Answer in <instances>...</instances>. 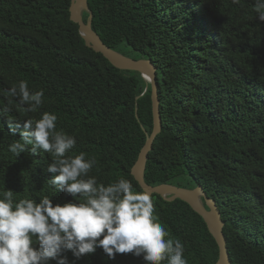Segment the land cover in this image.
Returning a JSON list of instances; mask_svg holds the SVG:
<instances>
[{
    "label": "trees",
    "instance_id": "trees-1",
    "mask_svg": "<svg viewBox=\"0 0 264 264\" xmlns=\"http://www.w3.org/2000/svg\"><path fill=\"white\" fill-rule=\"evenodd\" d=\"M72 0H0V188L17 199L54 204L51 153L16 157L20 139L8 121L57 116V130L77 139L71 155L95 158L89 173L105 185L127 179L153 132L152 85L138 71L115 67L89 47L71 20ZM93 29L112 49L157 65L163 129L145 173L152 186H203L225 221L233 264H264V22L255 0H88ZM90 12L83 19L88 22ZM20 80L43 91L37 112L8 89ZM154 216L185 246L188 264H216L219 246L205 220L180 200L151 196ZM70 264H145L131 253L109 259L101 248ZM50 264H55L51 261ZM166 264V262H163Z\"/></svg>",
    "mask_w": 264,
    "mask_h": 264
},
{
    "label": "clouds",
    "instance_id": "clouds-1",
    "mask_svg": "<svg viewBox=\"0 0 264 264\" xmlns=\"http://www.w3.org/2000/svg\"><path fill=\"white\" fill-rule=\"evenodd\" d=\"M239 3V0H233ZM257 19L264 22V0H255ZM18 97L25 111L37 112L43 104V91H31L20 80L7 90ZM7 108H0V113ZM57 116L43 112L39 119L23 123L9 120L15 132L21 128L20 139L9 145L18 157L26 146L51 153L53 159L47 172L56 191H63L73 199L54 204L51 196L36 199H17L16 192L0 188V264H70L65 253L76 260L101 248L109 259L117 254L131 253L142 257L145 264H188L185 246L180 239L167 238L168 233L154 216L149 193L136 192L127 179L105 185L89 173L95 158L84 152L71 155L77 139L57 130Z\"/></svg>",
    "mask_w": 264,
    "mask_h": 264
},
{
    "label": "water",
    "instance_id": "water-1",
    "mask_svg": "<svg viewBox=\"0 0 264 264\" xmlns=\"http://www.w3.org/2000/svg\"><path fill=\"white\" fill-rule=\"evenodd\" d=\"M85 11L90 12L88 22H85L83 19ZM70 12L71 20L79 25L80 33L89 47L103 54L105 58L119 69L140 72L152 85L153 132L151 134L147 133V141L132 168L133 176L144 192L149 193L150 196L157 194L168 201L180 199L188 203L196 213L203 217L210 232L217 241L219 259L216 264H233L224 232L226 224L221 210L217 202L208 196L203 186L199 185L196 188L190 189L171 184L152 186L146 182L145 173L149 154L153 150L156 137L163 129L157 65L151 59H134L110 48L93 29V14L89 8L88 0H72Z\"/></svg>",
    "mask_w": 264,
    "mask_h": 264
}]
</instances>
